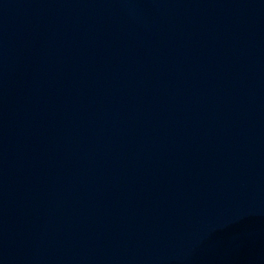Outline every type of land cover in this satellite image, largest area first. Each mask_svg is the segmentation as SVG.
<instances>
[{
  "label": "water",
  "instance_id": "obj_1",
  "mask_svg": "<svg viewBox=\"0 0 264 264\" xmlns=\"http://www.w3.org/2000/svg\"><path fill=\"white\" fill-rule=\"evenodd\" d=\"M0 264H264V0H0Z\"/></svg>",
  "mask_w": 264,
  "mask_h": 264
}]
</instances>
